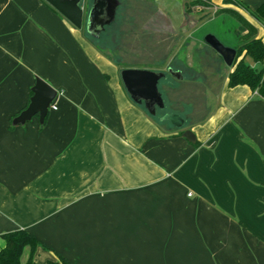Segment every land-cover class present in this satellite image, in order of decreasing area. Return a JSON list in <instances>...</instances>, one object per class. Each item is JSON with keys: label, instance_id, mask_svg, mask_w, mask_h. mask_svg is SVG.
<instances>
[{"label": "crops", "instance_id": "1", "mask_svg": "<svg viewBox=\"0 0 264 264\" xmlns=\"http://www.w3.org/2000/svg\"><path fill=\"white\" fill-rule=\"evenodd\" d=\"M118 1L114 23L127 1L133 22L156 37L196 46L188 31L199 18L212 10L211 21L230 22L217 11L231 9L264 43V22L236 7L264 0H207L200 11L194 2L205 0ZM223 65L192 83L205 87L206 109L167 131L129 99L81 29L43 0H0V249L1 235L22 230L71 264H264V99L229 88ZM35 77L57 91L56 109L43 126L34 117L11 127ZM54 256L38 248L33 262Z\"/></svg>", "mask_w": 264, "mask_h": 264}, {"label": "rangeland", "instance_id": "2", "mask_svg": "<svg viewBox=\"0 0 264 264\" xmlns=\"http://www.w3.org/2000/svg\"><path fill=\"white\" fill-rule=\"evenodd\" d=\"M128 3L122 1L117 12L116 22L105 30L99 40L93 41L87 36L84 27L91 0H84V21L81 31L86 39L101 52L102 56L113 67L117 68L118 74L120 70L126 68L165 73L166 77L158 84L159 92L164 101V109L162 111L158 110L156 115L151 117V120L156 125L171 131L175 128L164 119V116L180 115L181 118L186 119L187 124L185 126H189L188 122L191 120L192 113H202L206 109L204 103L205 87L192 83L203 81L207 77H217L216 71L221 74L224 71L221 60H216L211 50L204 44L205 38L210 34H214L226 45H231L230 42L237 43L239 41L240 33L238 30H241V28L235 19L228 18L230 19V22H228L220 16L218 19L211 21L212 18L214 19L213 12L212 10L208 11L207 15L199 18L201 22L188 31V34L193 35L192 39L200 40L198 45L194 46L189 41H186V43L184 39L178 41V38L151 35L147 28L143 26L144 23L141 20L137 23L133 22L134 19H131V16L136 15L137 10L133 8L134 3L133 7L127 6ZM236 7L242 8L241 6ZM203 8L206 7H199L197 10L200 11ZM144 12H147V10L145 9ZM202 12L207 11L202 10ZM169 50H172V52H168ZM246 62L252 65L249 59ZM168 67L174 71H180L183 74L184 81L177 82L168 76L166 71ZM260 67V65H256V68ZM119 83L125 92L120 79ZM207 88L209 90L213 87L208 86ZM56 261L57 258L54 256V261L51 262Z\"/></svg>", "mask_w": 264, "mask_h": 264}, {"label": "water", "instance_id": "3", "mask_svg": "<svg viewBox=\"0 0 264 264\" xmlns=\"http://www.w3.org/2000/svg\"><path fill=\"white\" fill-rule=\"evenodd\" d=\"M43 1L65 18L75 29H82L84 0ZM118 6V0H92L84 25L89 37L95 40L100 38L105 28L114 23ZM204 42L221 57L227 67H232L236 57L235 49L224 46L212 35H208ZM167 74L176 79H182L181 74L172 71V69H168ZM165 76L166 74L163 72L138 69H122L119 72V78L129 99L134 104L143 106L150 117H154L158 110L164 109V101L159 92L158 84ZM30 90L32 95L27 107L11 119V127H23L34 117H37L40 126L44 125L50 106L57 96V91L38 77H35V83ZM164 119L176 129L184 127V120L178 115H165ZM183 137L189 142L194 141V136L190 131H184Z\"/></svg>", "mask_w": 264, "mask_h": 264}, {"label": "trees", "instance_id": "4", "mask_svg": "<svg viewBox=\"0 0 264 264\" xmlns=\"http://www.w3.org/2000/svg\"><path fill=\"white\" fill-rule=\"evenodd\" d=\"M206 1H195L194 5L207 7L208 3ZM228 3H232V1L228 0ZM232 4L235 5L234 3ZM236 4L239 3L236 1ZM239 6L244 8L255 21L264 22V2L255 10H249L241 4ZM218 13H225L232 16L240 23L241 31H246V34L239 39L242 44L235 48L236 57L232 65V71L227 76L228 87L246 86L264 99V43L261 39L256 38L257 30L234 10L223 9L217 11ZM87 36L89 37L88 34ZM89 39L97 41L91 37ZM247 59L251 61L252 65L247 64ZM255 65H260L261 67L256 68ZM1 239L4 241V247L0 249V264H21V256L26 248H29L30 253L29 259L25 264H36L33 262V257L38 248L49 251L56 256V262L50 261L47 264H71L55 254L49 247L29 232L22 230L13 231L1 235Z\"/></svg>", "mask_w": 264, "mask_h": 264}, {"label": "built area", "instance_id": "5", "mask_svg": "<svg viewBox=\"0 0 264 264\" xmlns=\"http://www.w3.org/2000/svg\"><path fill=\"white\" fill-rule=\"evenodd\" d=\"M158 0H150V2H152V3H155V2H157ZM50 109H52V110H55L56 108L53 106V105H51L50 106ZM49 109V110H50Z\"/></svg>", "mask_w": 264, "mask_h": 264}, {"label": "flooded vegetation", "instance_id": "6", "mask_svg": "<svg viewBox=\"0 0 264 264\" xmlns=\"http://www.w3.org/2000/svg\"><path fill=\"white\" fill-rule=\"evenodd\" d=\"M160 111H162V110H160Z\"/></svg>", "mask_w": 264, "mask_h": 264}]
</instances>
